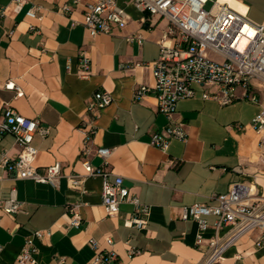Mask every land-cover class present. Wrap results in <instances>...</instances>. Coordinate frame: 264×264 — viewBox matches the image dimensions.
Instances as JSON below:
<instances>
[{
  "label": "crops",
  "instance_id": "0c3cea01",
  "mask_svg": "<svg viewBox=\"0 0 264 264\" xmlns=\"http://www.w3.org/2000/svg\"><path fill=\"white\" fill-rule=\"evenodd\" d=\"M15 10L12 0H0V111L8 105L25 118L49 127L45 137L34 134V167L42 169L59 163L62 178L57 187L17 180L9 168H0V201L10 192L20 204L13 216L0 214V264H16L24 240L31 231H48L41 242L34 241L35 264H87L94 251L87 245L95 239L99 250L106 248L105 237L113 242L117 264H205L207 242L214 236V218L206 217L203 244L196 247L197 224L182 219V208L194 203L212 205V194H224L234 183L251 186L264 195V166L257 148L264 134L253 132L249 123L258 106L236 100L220 106L201 99V88L193 98L176 104L174 118L185 126L186 141H170L166 151L149 145L150 135L167 124L155 108V98L147 94L133 98L140 86L153 85L151 62L158 56L157 41L167 22L137 11L127 0H117L129 16L123 29L91 38L81 25L84 4L96 0H23ZM213 1V0H212ZM264 25V0H218ZM70 6L68 14L60 11ZM6 9L1 15V10ZM34 10V17L26 11ZM139 34L143 41L127 42L125 36ZM79 49L90 60V76H77ZM10 82L22 95L3 85ZM106 92L111 103L97 112L94 120L85 113L89 99ZM91 122V123H90ZM92 124L96 134L91 147L110 149L105 169L108 180L114 175L138 201L149 208L144 229L124 225L132 205L124 202L114 217H107L101 205V178L83 182L79 195L67 187L66 176L84 173L80 153L81 125ZM14 158L18 147L11 136L0 141V153ZM89 163L99 167L101 160L91 154ZM81 202V226H68L65 205ZM226 231L223 230V233ZM223 233H220L222 235ZM264 233L257 230L241 236L212 264H264ZM133 248L139 254L128 257Z\"/></svg>",
  "mask_w": 264,
  "mask_h": 264
},
{
  "label": "built area",
  "instance_id": "2783aa9c",
  "mask_svg": "<svg viewBox=\"0 0 264 264\" xmlns=\"http://www.w3.org/2000/svg\"><path fill=\"white\" fill-rule=\"evenodd\" d=\"M12 2L15 10H19L24 3L23 0ZM71 2L75 5L79 0ZM127 3L148 17H157L167 22L157 41L158 56L150 64L153 85L137 87L133 93L135 100L152 94L156 112L167 120L160 132L150 135V146L164 152L170 141H186L185 126L174 116L177 102L193 98L194 88L202 89V100H212L220 106L230 105L236 100H246L258 106L259 110L251 119L249 127L256 134H264V25L253 23L246 15L218 0H127ZM5 10H1V15ZM70 10L68 5L60 7L63 14H68ZM25 15L34 17L33 8L28 9ZM128 21V14L118 5L117 0H96L84 4L81 25L91 38L99 34H110L114 28L123 29ZM125 39L138 45L143 41L139 34L127 35ZM77 69L79 79L85 80L90 76V60L83 49L78 51ZM3 88L14 90L16 97L22 95L20 89L10 82L5 83ZM110 103L108 93L97 92L87 102L85 113L94 120L97 112ZM90 123H83L79 129L83 134L80 162L84 173L66 176L67 187L81 195L84 193L83 182L87 178L100 177L101 205L106 216H116L120 204L126 202L132 205L133 210L124 225L142 230L149 208L130 194L123 185L122 177L114 175L112 181L108 180L109 173L105 167L111 152L102 147L92 149L90 144L96 129ZM48 133L49 127L41 125L36 119L25 118L4 105L0 111V141L5 136H11L18 152L14 158H10L5 151L0 153V168L11 169L17 180H30L56 188L58 180L63 176L60 164L54 163L42 169L33 165L36 156V149L31 145L33 136L39 134L45 137ZM91 154L101 160L99 167L90 165ZM208 200L214 204L194 203L182 208L181 216L197 224L199 233L195 245L198 248L203 244L200 233L208 228L205 218H214V236L206 244L205 264L218 262L223 252L241 236L255 230L264 233V195L256 193L253 187L234 183L226 193L212 194ZM81 206V202L65 205L70 228L78 229L81 226ZM19 209L14 190L7 200L0 201V214L13 216ZM48 236V231H31L15 263L35 264L37 246L34 241L41 242ZM104 243L106 248L99 250L95 239L88 240L87 245L94 251V255L87 264H117L112 239L105 237ZM255 244L264 247L262 239H258ZM137 254L139 251L133 248L127 251L128 257Z\"/></svg>",
  "mask_w": 264,
  "mask_h": 264
},
{
  "label": "rangeland",
  "instance_id": "374dc122",
  "mask_svg": "<svg viewBox=\"0 0 264 264\" xmlns=\"http://www.w3.org/2000/svg\"><path fill=\"white\" fill-rule=\"evenodd\" d=\"M257 148L261 154H264V140H262V143L260 146H258L257 144ZM261 159L264 160V155H262ZM260 165L264 166V161H261Z\"/></svg>",
  "mask_w": 264,
  "mask_h": 264
},
{
  "label": "bare ground",
  "instance_id": "6f19581e",
  "mask_svg": "<svg viewBox=\"0 0 264 264\" xmlns=\"http://www.w3.org/2000/svg\"><path fill=\"white\" fill-rule=\"evenodd\" d=\"M226 3V2H225Z\"/></svg>",
  "mask_w": 264,
  "mask_h": 264
}]
</instances>
